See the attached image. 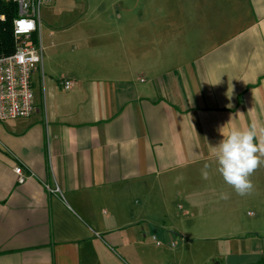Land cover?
<instances>
[{
    "label": "crops",
    "instance_id": "0c3cea01",
    "mask_svg": "<svg viewBox=\"0 0 264 264\" xmlns=\"http://www.w3.org/2000/svg\"><path fill=\"white\" fill-rule=\"evenodd\" d=\"M44 19L35 110L0 121V264H138L155 237L264 264V166L237 195L211 148L231 120L264 127V0H47Z\"/></svg>",
    "mask_w": 264,
    "mask_h": 264
},
{
    "label": "built area",
    "instance_id": "2783aa9c",
    "mask_svg": "<svg viewBox=\"0 0 264 264\" xmlns=\"http://www.w3.org/2000/svg\"><path fill=\"white\" fill-rule=\"evenodd\" d=\"M45 1H5L16 5L17 15L12 21L15 51L0 55V121L30 117L35 110L33 74L42 61L43 50L34 35L41 26V8ZM5 18L6 14L1 13L0 19ZM60 84L69 89L72 82L61 80ZM14 172L19 183L26 181L23 164H16Z\"/></svg>",
    "mask_w": 264,
    "mask_h": 264
},
{
    "label": "clouds",
    "instance_id": "9594fccd",
    "mask_svg": "<svg viewBox=\"0 0 264 264\" xmlns=\"http://www.w3.org/2000/svg\"><path fill=\"white\" fill-rule=\"evenodd\" d=\"M228 97L231 99V95ZM231 121L220 128L223 139L211 148L217 171L224 182L231 186L237 195H250L254 191L251 176L259 167L264 166V127L258 128L257 123L253 122L243 129L233 126L225 133L224 130ZM203 175L205 179L208 178L207 172ZM219 198L227 200L229 196L227 193H221Z\"/></svg>",
    "mask_w": 264,
    "mask_h": 264
},
{
    "label": "rangeland",
    "instance_id": "374dc122",
    "mask_svg": "<svg viewBox=\"0 0 264 264\" xmlns=\"http://www.w3.org/2000/svg\"><path fill=\"white\" fill-rule=\"evenodd\" d=\"M156 4L157 5L159 4V0L157 1L155 0V8H156ZM45 5H46V1L44 2L41 8V21L43 25L46 22L44 19ZM78 9L81 10V6ZM160 29L161 28H157L158 31L155 29V35L157 38L161 36L159 33ZM39 33L40 31L36 33L35 35L36 38L37 36H39ZM163 45L164 44L157 45L156 49L152 51L153 52V55L151 56L152 58H154L155 60L157 59L162 60V57L165 58L164 57L165 51L158 50L159 48L163 47ZM139 52L142 54L143 52L142 47L140 48ZM171 52H174V50L171 49ZM194 53L195 51H189L187 55L188 56L189 54L193 55ZM175 54H177L176 51H175ZM169 55H174V53H171ZM39 86H40V83L39 82L36 83V87L39 88ZM222 181L224 180L221 178L220 179L221 185L224 183ZM209 185L210 183H207L204 185V187L207 188ZM218 187L219 189L224 188L222 186H218ZM229 195L231 198V194ZM213 200L215 201V198ZM226 201L227 200H224V202ZM211 202L212 201H207L204 209H200L202 211V223L210 222V219L211 217L213 218L214 213H217L216 209H214V206L211 207ZM235 203L236 204H246L247 201H245L244 199L237 198L235 200ZM221 207H222V203L220 202L219 208ZM239 213L241 214V217L243 218L247 217V206L242 207V210L240 209ZM222 214L223 212L221 211L220 218H222ZM200 222H201V219H200ZM210 233L211 232H209V234ZM201 236H204V235H201ZM158 241L160 242V244L157 243ZM173 242H175V244L172 245V242L165 241L160 237H157V238L155 237L150 243H147V245L149 244L148 248H143V250H141L140 259L138 261V264H207V263L214 264L212 257L214 256V252H215L216 240L201 239V238H196L194 240L190 238L189 239L185 238L183 240L179 238V239H175V241Z\"/></svg>",
    "mask_w": 264,
    "mask_h": 264
},
{
    "label": "trees",
    "instance_id": "16d2710c",
    "mask_svg": "<svg viewBox=\"0 0 264 264\" xmlns=\"http://www.w3.org/2000/svg\"><path fill=\"white\" fill-rule=\"evenodd\" d=\"M5 1L3 0L2 4H0V14H6L4 20L0 19V55L11 54L15 51L12 21L17 15V7L14 3Z\"/></svg>",
    "mask_w": 264,
    "mask_h": 264
}]
</instances>
